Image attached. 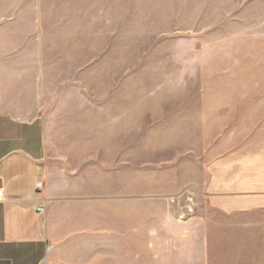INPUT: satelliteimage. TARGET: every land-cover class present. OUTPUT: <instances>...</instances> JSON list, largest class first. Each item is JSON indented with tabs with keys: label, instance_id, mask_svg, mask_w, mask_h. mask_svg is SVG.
<instances>
[{
	"label": "rangeland",
	"instance_id": "1",
	"mask_svg": "<svg viewBox=\"0 0 264 264\" xmlns=\"http://www.w3.org/2000/svg\"><path fill=\"white\" fill-rule=\"evenodd\" d=\"M0 27L43 62L48 150L96 264H200L222 224L209 163L264 144V0H0Z\"/></svg>",
	"mask_w": 264,
	"mask_h": 264
},
{
	"label": "crops",
	"instance_id": "2",
	"mask_svg": "<svg viewBox=\"0 0 264 264\" xmlns=\"http://www.w3.org/2000/svg\"><path fill=\"white\" fill-rule=\"evenodd\" d=\"M5 32L0 27V264H96L101 247L94 236L78 238L84 231L75 228L80 203L48 150L42 109L52 93L43 62ZM207 170L205 196L222 224L206 222V255L198 262L246 264L247 251L264 243V144L221 155ZM199 234L190 235L192 260Z\"/></svg>",
	"mask_w": 264,
	"mask_h": 264
},
{
	"label": "built area",
	"instance_id": "3",
	"mask_svg": "<svg viewBox=\"0 0 264 264\" xmlns=\"http://www.w3.org/2000/svg\"><path fill=\"white\" fill-rule=\"evenodd\" d=\"M2 190L3 189L0 190V195H3V191ZM38 210L43 212L45 210V208L44 207H39Z\"/></svg>",
	"mask_w": 264,
	"mask_h": 264
}]
</instances>
